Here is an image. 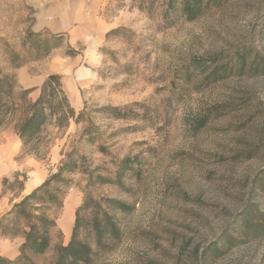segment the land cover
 <instances>
[{
    "label": "rangeland",
    "instance_id": "1",
    "mask_svg": "<svg viewBox=\"0 0 264 264\" xmlns=\"http://www.w3.org/2000/svg\"><path fill=\"white\" fill-rule=\"evenodd\" d=\"M204 1L190 21L169 0H0V68L15 74L17 92L28 89L19 69L61 75L76 111L66 128L47 126V155L38 162L48 177L68 153L82 166L71 175L52 248L28 264H53L86 192L102 206L80 212V236L94 250L89 264H264V240L229 250L225 241L239 234L233 224L248 202L264 207L254 184L264 169V73L250 69L264 57V0ZM28 31L64 40L35 59L24 47ZM5 42L26 57L21 68L12 67ZM216 67L222 72L212 76ZM17 116L0 131L14 128ZM126 157L132 169L118 183ZM27 169L3 179L8 198L26 196ZM103 210L117 229L98 245L94 224ZM63 216H74L67 239ZM215 244L225 252L211 257Z\"/></svg>",
    "mask_w": 264,
    "mask_h": 264
},
{
    "label": "trees",
    "instance_id": "2",
    "mask_svg": "<svg viewBox=\"0 0 264 264\" xmlns=\"http://www.w3.org/2000/svg\"><path fill=\"white\" fill-rule=\"evenodd\" d=\"M169 1L171 10L182 9L184 17L190 21L196 19L205 5L204 0ZM154 3L155 0H151V4ZM211 4L212 0L206 2V6ZM120 6L123 4L121 3ZM63 40L64 34L62 33L28 31L24 39V47L29 49L32 57L41 59L61 45ZM4 47L14 69H19L26 64V57L21 52L16 51L6 42ZM246 58L244 54L239 57L242 67L246 66ZM263 63L264 57L257 58V61H254L250 67L251 71L264 73ZM221 72L222 69L216 67L212 76H219ZM18 88L15 74L6 73L0 68V127L12 117L19 115L15 129L22 141L23 153L38 159H45L47 154H42V152L48 146L44 136L47 126L55 121L58 128H66L70 120L76 117V111L69 101L62 76L59 74L49 75L39 87L22 89L17 92ZM35 90H39V95L33 100L30 94ZM114 111L117 113L119 109L114 108ZM82 116L83 111L79 113L76 120ZM66 157L67 159L61 163L57 172L23 197L20 202L15 203L11 210L0 219V236L9 239L24 238L19 255L14 259L0 255V264H28V262L31 263L32 258L42 256L52 248L53 233L58 225V213L64 208L67 192L74 183L71 175L82 167L73 153H68ZM133 161L134 158L126 157L118 164L116 177L118 183H121L125 173L132 169ZM98 178L106 181L103 176H98ZM254 184L264 196V169L256 177ZM106 201L115 209L126 210L128 208L116 199ZM91 203L96 205V211L102 210L100 201L86 192L83 204L77 209L71 239L67 245L61 243L56 246L53 264H89L91 262L94 250L91 244L80 236L83 226L80 212L90 208ZM102 215V219L99 218V214L97 215L94 224L98 245L102 243L107 233L117 229L116 223L107 211L103 210ZM233 225L232 232L239 234L234 237L233 234L226 233L225 241L228 250L237 244L264 240V207L259 201L248 202L235 218ZM213 247L214 250L211 248L206 250L212 255L211 257H218L225 252L220 250L219 244Z\"/></svg>",
    "mask_w": 264,
    "mask_h": 264
},
{
    "label": "crops",
    "instance_id": "3",
    "mask_svg": "<svg viewBox=\"0 0 264 264\" xmlns=\"http://www.w3.org/2000/svg\"><path fill=\"white\" fill-rule=\"evenodd\" d=\"M17 76L19 82L24 86V88H32L39 87L49 76V73L44 72L41 74L40 72H30L29 68L26 67L19 69L17 71ZM36 92H38V90H36ZM20 152L23 153L22 141L18 136L15 127L0 131V219L11 210L15 203L20 201L18 198L12 200L4 193V185L2 183L4 178L8 179V177L14 175L23 168H30L27 169L28 179L25 181L22 191L23 196H25L41 185L48 177L46 171L39 164L36 157L23 153V158L18 159ZM71 203L72 201L70 199L66 203V210L68 205ZM76 206H78V203H75L74 210ZM60 221L64 237L67 239L71 232L74 216L73 219L68 221H66L65 216H63ZM23 242V237L9 239L0 236V255L9 259L16 258L20 253V247Z\"/></svg>",
    "mask_w": 264,
    "mask_h": 264
},
{
    "label": "bare ground",
    "instance_id": "4",
    "mask_svg": "<svg viewBox=\"0 0 264 264\" xmlns=\"http://www.w3.org/2000/svg\"><path fill=\"white\" fill-rule=\"evenodd\" d=\"M30 185H32V184H30ZM36 186V185H35ZM33 189V188H32ZM28 190V189H27ZM30 191H32V190H30Z\"/></svg>",
    "mask_w": 264,
    "mask_h": 264
}]
</instances>
